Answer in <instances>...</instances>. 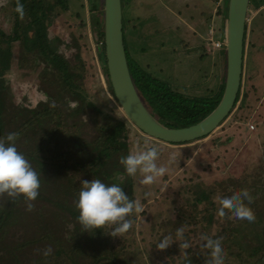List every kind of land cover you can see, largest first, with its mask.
I'll list each match as a JSON object with an SVG mask.
<instances>
[{"label":"rangeland","instance_id":"rangeland-1","mask_svg":"<svg viewBox=\"0 0 264 264\" xmlns=\"http://www.w3.org/2000/svg\"><path fill=\"white\" fill-rule=\"evenodd\" d=\"M228 1L126 0L124 4L127 18L129 17L128 25L131 26L139 19L147 20L142 28L145 34L150 35L147 39L136 37L133 40L125 35L129 59L136 58L153 76L170 82L174 90L188 97H217L226 74L224 35ZM14 3L15 0H0V30L4 32L5 40L14 34L17 10ZM93 3L92 0H69L67 9L63 6L56 7L52 22L47 24V32L49 38L59 40L56 43L58 47L55 45L57 54L69 72L83 74L82 79L77 78L73 82L76 92L101 109V115H96L93 107H88L86 102L81 114L68 117L78 103L71 89L64 91L58 82H54L61 71L52 68V78L48 75V81H42L38 74L44 72L45 63L32 62V56L28 54L26 56H29L30 62L22 61L21 55L26 53L23 41H11L13 61L7 79L16 97L14 103L35 107L41 101L55 104L59 99L57 108L62 115H66L61 130L67 132L64 141H67L66 145L73 152L68 161L69 166L83 160L74 152L82 147L86 158L92 159V148L89 145L100 134L95 121L102 123L105 116L128 118L110 91L105 67L99 56L97 36L91 23L94 18ZM98 4L102 8V2L98 1ZM249 9L242 94L229 117L215 131L197 140L168 143L150 137L128 122L129 132L124 137L127 150L120 152L117 161L130 150H145L146 145H155L160 149L157 164L166 166L168 172L151 185L141 184L142 177L139 173L132 177L138 189L137 200L144 205V211L139 214L134 231L126 235L129 245L120 255V259L126 264H173L181 258L178 257L180 254L185 255L190 250L187 248L185 252H177L175 244L180 243L184 235L178 238L176 230L178 226H183L182 217L195 211L192 203L187 201L195 195L193 191L198 189V184L205 191L212 190L215 193L213 198L217 205L220 197L246 189L252 200L261 198L264 206V60L258 58L254 63L253 57L256 54L252 53L255 47L259 49L258 45L261 46V40H264V0H253ZM21 20L28 22L26 12ZM17 30L20 33L22 26L17 27ZM142 38L145 41L142 42ZM0 45L7 44L3 42ZM41 88L52 92L53 94L49 93L51 97ZM77 143L80 145L77 146ZM115 157L117 156L114 155L113 158ZM70 176L71 173L68 174V179ZM117 178L123 180L125 173L118 174ZM68 179L58 175L59 187L67 185ZM92 179L94 173L83 176V172H80V176L72 182L74 194L78 195L81 180ZM67 199L69 203L76 204L72 195ZM31 202L36 206L46 207L48 220L57 223L62 221V214L53 217V210H56L53 203L36 199ZM25 207L26 203L23 210ZM215 212L218 217L216 210ZM220 221L223 220L220 218ZM29 222L31 221H20L9 227L7 234V240L13 241L15 245L17 242L20 244L26 240H34L33 246L24 250L26 262L36 257L38 247L47 245V241ZM76 224L79 223L68 216L63 229L73 228ZM184 228L182 233L190 230L188 226ZM205 230L215 232L217 226L211 224V228L206 226ZM249 231L247 223H243L238 237L240 242L246 240L254 243L248 237ZM164 236H168L173 242L168 247L159 249L156 243ZM106 237L116 245L121 238L110 235L109 231ZM189 241L196 248L189 253L193 255V252H198L205 257L199 246L204 242L201 235H192ZM140 254L142 260H139ZM77 263L86 264L82 258Z\"/></svg>","mask_w":264,"mask_h":264},{"label":"trees","instance_id":"trees-1","mask_svg":"<svg viewBox=\"0 0 264 264\" xmlns=\"http://www.w3.org/2000/svg\"><path fill=\"white\" fill-rule=\"evenodd\" d=\"M15 1L16 3L14 4L16 6L18 2L23 5V11L16 10L13 36L5 40L4 32L0 30V44L3 42L7 44L6 46L0 45V138H6L8 133H17L14 141L17 150L24 154L39 175L40 188L36 200L53 203V207L56 209L53 210V217L62 214L63 218L59 223L52 222L46 217V207L44 205L36 206L31 202L33 208L28 210L26 204V209L23 210L25 200L22 195L9 197L6 193L0 194V257L2 258L0 264H78L77 260L79 258H82L86 264H126L123 259H120V255L125 247L129 245H127L129 238L126 235L134 231L139 215H133L132 227L124 235L119 236L121 237L118 240L120 242L116 245L109 242L106 237L107 232L111 230V226H105L104 229L97 228L85 231L77 220L79 213L75 204L69 203L67 197L72 195L77 201L78 195L74 194L72 182L74 178L80 176V172H83V176L94 173V179H100L105 183L119 184L130 199L137 200L138 189L132 176H129L125 172L123 165L117 161L120 152L123 149L127 150V143L124 137L129 132L128 122L130 120L128 118L105 116L104 122L95 121L100 134L89 145L92 148V159L86 158V154L81 150L82 147L74 152L77 153L78 157L86 161L81 160L70 166L68 165L73 152L66 145L67 141H64L67 132L61 130L64 125L63 118L66 115H62L61 110L57 108L59 99L58 102L55 101L57 104L41 101L35 107L24 104L17 105L14 103L16 97L11 90L7 75L11 71L13 61L11 41L21 39L24 43V51H26V53L23 52L24 54L21 55L22 61L30 62L31 60L33 62L34 60L36 63L38 61L45 63L44 72L38 74L42 81L47 82L48 75L52 78L54 69L61 71L57 81L54 82H58L64 91L71 89V93L78 103L68 117L82 113L87 100L76 92V85L73 82L77 78L82 79L83 74L69 72L62 58L57 54L55 45L59 40L57 38L52 40L48 37L47 32V24L52 22L55 8L63 6L64 9H67L69 0ZM92 1H94V8L92 9V12L94 11L92 17L94 18H92L91 23L97 36L99 56L105 67L109 88L115 98L108 78L106 64L104 0ZM98 1L102 2V8L99 7ZM125 1L123 0V2ZM25 12L29 17L26 23L21 20V16ZM128 21L129 17L124 20V39L131 75L140 96L153 115L167 126L184 127L199 122L211 113L221 99L225 80L218 96L214 98H191L174 90L170 82L153 76L138 60H135L136 58H133V60L129 59L125 35L130 40L136 37H145L147 39L150 35L145 34L142 28L147 20L139 19L131 26L128 25ZM19 26H22L20 33L17 30ZM145 39L142 38V42ZM27 54L32 56L30 60L28 59L29 56H26ZM52 68L53 70H51ZM41 90L46 92L48 96L50 95L49 93H52L48 89L41 88ZM240 97L241 90L236 104ZM87 103L88 107H93L96 115L103 113L92 102ZM76 145L79 146L80 143ZM126 153L125 156L127 155ZM114 155L117 157L113 158ZM70 173L71 176L68 179V174ZM120 173H125L123 180L117 178ZM58 175L66 176V179L69 180L68 184L59 187L57 182ZM198 185V189L193 191L195 194L193 198H189L187 201L192 203L195 211L184 215L181 219L183 226H178L182 229L188 226L190 230L182 233L185 240L183 238L180 243L175 244L179 254L182 251L185 252L187 248H190V250H187L185 255L180 254L178 257L181 258L178 260L175 258L176 261L173 264H208L210 249L204 247V242L199 246L202 247L201 250L204 251L205 257L202 253L193 252V255L189 253V251L196 249L189 240L192 235L196 236L198 233L201 237L208 236L213 239H221L226 250L225 264H264V206L261 202L262 199L254 198L250 204L247 200L244 201L249 204L255 214L256 219L254 222L250 223L247 220L235 218L231 214V209L226 210L225 216L221 217L218 215L216 217L215 210L218 213L219 203L218 205L215 204L216 202L213 198L215 193L212 190L207 192ZM68 216H72L79 224L74 225L70 229H63L66 226V217ZM220 218L223 220L222 222ZM20 221L22 223L31 221L29 223L33 224L39 235L47 241L46 246L38 247L39 250L36 252V257L31 258L27 262L24 250L33 246L34 240H26L20 244L17 242L16 245L13 241L7 240L9 227L19 224ZM206 223L207 225H205ZM243 223H247L250 229L248 237L254 240V243H248L246 240L239 241L238 237L241 235ZM211 224H215L217 230L215 232H205V227L211 228ZM185 244H187L186 247ZM48 247L52 249L51 254L44 256L43 252ZM137 250L141 251L140 249ZM127 253L129 252L127 251ZM139 260H142L141 254Z\"/></svg>","mask_w":264,"mask_h":264},{"label":"clouds","instance_id":"clouds-1","mask_svg":"<svg viewBox=\"0 0 264 264\" xmlns=\"http://www.w3.org/2000/svg\"><path fill=\"white\" fill-rule=\"evenodd\" d=\"M17 10L23 11V5L19 2ZM16 137L17 133L13 132L8 133L6 138H0V194L6 193L9 197L22 195L27 209L31 210L33 208L31 201L39 195L40 179L24 154L17 150L14 143ZM159 154L158 146L146 145L145 150H130L126 156H121L119 162L129 176L135 177L139 173L142 177L140 183L151 185L157 178L163 177L168 172L166 166L157 164ZM80 184L75 207L79 213L77 220L85 231L111 226L109 234L114 237L121 236L132 227L133 215H139L144 211L141 201L130 199L117 183H105L100 179H92L81 180ZM147 195L146 193L145 196ZM245 200L249 204L252 200L246 189L220 197L218 215L223 217L226 215V210L231 209V214L235 218L254 222L255 214L249 204L244 202ZM182 232V228L176 230L178 238ZM202 239L204 247L210 249L208 264H225L226 250L221 239L208 236ZM172 242L168 236H164L156 243V246L164 249ZM51 251V247H48L43 255L48 256Z\"/></svg>","mask_w":264,"mask_h":264},{"label":"water","instance_id":"water-1","mask_svg":"<svg viewBox=\"0 0 264 264\" xmlns=\"http://www.w3.org/2000/svg\"><path fill=\"white\" fill-rule=\"evenodd\" d=\"M251 0H229L225 26L226 74L221 99L214 110L199 122L170 127L147 108L131 75L124 39L127 18L123 0H104V37L108 78L115 98L128 119L142 132L168 143H184L208 136L231 114L240 92L245 37Z\"/></svg>","mask_w":264,"mask_h":264},{"label":"crops","instance_id":"crops-1","mask_svg":"<svg viewBox=\"0 0 264 264\" xmlns=\"http://www.w3.org/2000/svg\"><path fill=\"white\" fill-rule=\"evenodd\" d=\"M249 7H250V5H249ZM250 10V9H249ZM249 15V14H248ZM249 20V19H248ZM216 21V20H215ZM247 33H248V23H247V28H246V37H245V41H246V38H247ZM256 40H257V38H256ZM255 40V41H256ZM258 44H259V40H258ZM245 46H246V42H245ZM258 48L259 49H257L256 47L253 49V54H256V55H254V57H253V59H254V63H256V60L259 58V59H263L264 60V40H261V46L260 45H258ZM245 51H246V47H245ZM260 55H262V56H260ZM245 59V58H244ZM262 66H263V64H262ZM242 83H243V78H242ZM241 87H242V84H241ZM241 90V94H242V88L240 89Z\"/></svg>","mask_w":264,"mask_h":264}]
</instances>
